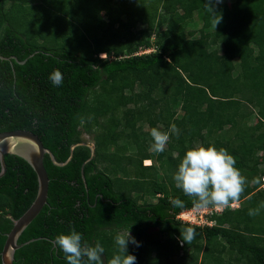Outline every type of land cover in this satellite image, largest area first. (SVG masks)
<instances>
[{
	"label": "trees",
	"instance_id": "trees-1",
	"mask_svg": "<svg viewBox=\"0 0 264 264\" xmlns=\"http://www.w3.org/2000/svg\"><path fill=\"white\" fill-rule=\"evenodd\" d=\"M34 1L0 0V56L8 59H0V132L31 131L60 163L84 145L62 167L45 155L47 202L19 236L13 264H67L54 237L72 229L100 243L107 264L115 236L129 228L140 245H128L136 264H264V208L248 214L264 203V0H232L231 8L211 0L222 16L215 29L207 0ZM225 37L227 48H212ZM56 69L59 87L49 80ZM254 116L258 125H248ZM149 123L160 131L175 123L180 135L155 154ZM93 130L86 162L82 135ZM200 146L226 149L246 180L243 204L209 215L213 226L177 218L195 206L173 176ZM4 161L0 253L37 192L25 160ZM189 226L196 236L185 244Z\"/></svg>",
	"mask_w": 264,
	"mask_h": 264
},
{
	"label": "clouds",
	"instance_id": "clouds-1",
	"mask_svg": "<svg viewBox=\"0 0 264 264\" xmlns=\"http://www.w3.org/2000/svg\"><path fill=\"white\" fill-rule=\"evenodd\" d=\"M216 2L220 3L221 0H216ZM205 7L210 13L211 23L215 29L221 22L222 16L213 12L211 0H207ZM100 57H105V55L101 54ZM49 80L54 86H61L63 83L62 72L59 69L54 70L49 75ZM81 122L83 123V121ZM173 135L176 137L180 135V129L175 123L171 124L167 131L151 128L150 136L153 143L150 151L155 154L162 153ZM148 162L151 161L148 160ZM235 165V157L224 148L217 149L215 146L195 147L185 152L173 180L176 188L190 198L197 209L213 207L221 210L238 202L244 190L245 177L241 175L240 170ZM171 203L174 207H183V201L178 198L173 199ZM260 208H264V203H261L256 209H250L248 214L250 216L258 215ZM129 229L126 233L115 236L114 242L118 252L108 260L107 264H136V257L128 254V245L132 244L136 247L140 245L130 235ZM181 235L183 243L188 244L195 238L196 231L189 226L184 228ZM54 244L64 254L67 264H105L103 260L104 247L98 242L95 246H90L86 241H83L82 234L74 229L69 234H59L54 237Z\"/></svg>",
	"mask_w": 264,
	"mask_h": 264
},
{
	"label": "water",
	"instance_id": "water-1",
	"mask_svg": "<svg viewBox=\"0 0 264 264\" xmlns=\"http://www.w3.org/2000/svg\"><path fill=\"white\" fill-rule=\"evenodd\" d=\"M0 59L8 60L2 56H0ZM19 63L22 64L24 61ZM79 145H84V143L72 146L67 160L60 163L55 160L51 151L43 146L39 137L31 131L21 129L0 132V177H2L6 171L4 156L10 154L25 160L34 171L37 179V192L35 199L30 207L17 220L13 221L11 230L6 234V239L0 253L1 264H13L15 251L23 246V244H17L19 236L40 213L47 202L49 178L43 163L45 155L49 156L51 162L55 166L62 167L71 160L73 149L75 146ZM86 145L90 148V157L86 161L88 162L94 156V146L91 144ZM30 241H33V239ZM30 241L26 243H29Z\"/></svg>",
	"mask_w": 264,
	"mask_h": 264
},
{
	"label": "rangeland",
	"instance_id": "rangeland-1",
	"mask_svg": "<svg viewBox=\"0 0 264 264\" xmlns=\"http://www.w3.org/2000/svg\"><path fill=\"white\" fill-rule=\"evenodd\" d=\"M32 1H34V0H32ZM221 2H222V7H224V8H231V2H232V0H221ZM34 3H38V2H36V1H34ZM200 27V24L199 23H194V24H190L189 26H188V28H190V29H192V30H197L198 28ZM153 39V38H152ZM213 49H215V48H217L218 50H223V49H225V48H227V38L225 37V38H223V41H222V43L220 44V45H218V46H213L212 47ZM151 51H153L152 49H147V50H144V49H140L139 51H138V53L137 54H143V53H149V52H151ZM130 107H132V105H130ZM183 115H185V114H183L181 111H180V113L178 114V117H183ZM254 119H253V121L252 122H250L248 125H251V124H253L254 126H257L258 125V120L256 119V116H254L253 117ZM152 127H155V126H153V124L152 123H149L146 127H144V131H149L150 130V128H152ZM157 127V126H156ZM96 133H95V131L93 130L91 133H85V134H83L82 135V138H83V140H85L88 144H93V136L95 135ZM259 155H260V153H259ZM149 164H151V162L149 163L148 161L147 162H143V165H149ZM261 186H260V188L262 189V190H264V181L262 180V177H261ZM240 202H236V203H234L232 206H230V209H231V207H233V208H237V207H240ZM242 204H243V202H242ZM241 204V205H242ZM207 213V212H206ZM194 215H199L198 214V212H194L193 213V216ZM209 215V214H208ZM196 223H199V225H201V224H204L203 222H198V221H195V224ZM213 225L214 224V222H210V224L209 225ZM148 234L149 235H153V234H155L156 233V231H157V229L156 228H149L148 230ZM192 251V250H191Z\"/></svg>",
	"mask_w": 264,
	"mask_h": 264
},
{
	"label": "built area",
	"instance_id": "built-area-1",
	"mask_svg": "<svg viewBox=\"0 0 264 264\" xmlns=\"http://www.w3.org/2000/svg\"><path fill=\"white\" fill-rule=\"evenodd\" d=\"M263 181H264V177H263ZM233 205V204H232ZM231 205V206H232ZM233 208V207H232ZM223 211V209L221 210H218L216 208H213V207H209L208 209H197L196 207H194L193 209L191 210H187V211H184L182 213H180L178 215V218L183 221L184 223H188V224H191V225H196V226H204V225H209L210 222H212L208 216L211 215V214H218V213H221ZM194 212H198L199 215H194L193 216V213ZM207 212V213H206ZM209 214V215H208ZM195 221H200V222H203L204 224H201L199 225V223H196L195 224ZM212 225V224H211Z\"/></svg>",
	"mask_w": 264,
	"mask_h": 264
},
{
	"label": "crops",
	"instance_id": "crops-1",
	"mask_svg": "<svg viewBox=\"0 0 264 264\" xmlns=\"http://www.w3.org/2000/svg\"><path fill=\"white\" fill-rule=\"evenodd\" d=\"M91 145H93V144H91ZM148 161V160H147Z\"/></svg>",
	"mask_w": 264,
	"mask_h": 264
},
{
	"label": "bare ground",
	"instance_id": "bare-ground-1",
	"mask_svg": "<svg viewBox=\"0 0 264 264\" xmlns=\"http://www.w3.org/2000/svg\"><path fill=\"white\" fill-rule=\"evenodd\" d=\"M147 162V161H146Z\"/></svg>",
	"mask_w": 264,
	"mask_h": 264
}]
</instances>
